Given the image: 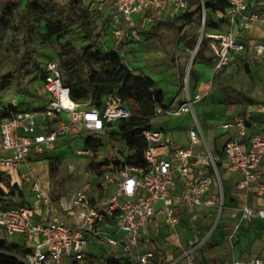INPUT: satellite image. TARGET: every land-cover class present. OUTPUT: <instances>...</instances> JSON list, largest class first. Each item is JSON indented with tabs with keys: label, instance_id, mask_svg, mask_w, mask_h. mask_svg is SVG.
Wrapping results in <instances>:
<instances>
[{
	"label": "built area",
	"instance_id": "obj_1",
	"mask_svg": "<svg viewBox=\"0 0 264 264\" xmlns=\"http://www.w3.org/2000/svg\"><path fill=\"white\" fill-rule=\"evenodd\" d=\"M226 13L231 26L235 29L226 32L208 30L211 18L208 16L206 0H197L200 28L193 47L190 49L192 63L202 42L206 40L215 58V71L225 66L237 64L249 55H264V39L252 41L247 39L245 31L260 24L264 28V8H259V0H225ZM108 8L109 26L114 40L113 49L120 52L130 41L141 37V28L147 23L165 17L176 19L190 9V0H103ZM194 20H191L193 23ZM184 30L181 31L178 45L183 46ZM190 64V63H189ZM44 91L48 99L44 106L19 111L18 102L0 101V172L20 176L30 180L32 190L39 203L47 209L39 216L35 204H16L8 195L0 198V231L9 237L18 236L17 240L24 246L26 253L20 259L24 264H74L89 262L88 254L91 237L96 236L107 241L113 253L121 250L131 264H154L155 252L139 251V238L155 218V205L163 203L160 211L165 213L169 222H179L172 205L171 191L176 187L175 174L189 177L194 172L193 165L209 164L213 173L203 171L190 178L186 183V203L192 208L202 204L213 205L214 200L204 201L205 193L212 185L220 191L217 204L219 217L224 208V186L218 169L221 161L243 175L237 188L246 189L256 184L264 191V129L249 138L245 146L248 118H238L221 125L223 129L233 128L235 135L217 152L207 144L200 119L196 115L195 103L201 95L187 94L184 100H171L158 104L153 116L166 118L190 114L194 128L189 131L191 143L202 144L203 150L194 152L191 148L174 146L167 139L162 128L147 127L141 135L147 142L143 165H125L117 174L106 173L100 181L105 191L113 187L109 197L99 203H93L84 190L78 191L70 204L71 213L77 214L79 221L69 223L53 215L54 203L34 177L30 162L32 154H43L55 149L58 142L65 139L104 134L125 119L135 114L118 93H109L100 101L91 105L78 102L80 107H66L65 100L70 97L60 63L57 59L48 61L43 67ZM206 94L208 91L205 92ZM72 99V98H71ZM84 153L95 154L90 148ZM193 160V162L190 161ZM25 169L19 174V169ZM14 197V196H13ZM245 218L251 221L255 216L264 218V209H254L246 205L243 208ZM113 221L114 233L105 235L100 225ZM216 226V225H215ZM214 226V227H215ZM214 229V228H213ZM201 237L194 242L181 257H190L210 236ZM0 238H4L0 235ZM6 238V237H5ZM22 241V242H20ZM178 264V259L163 263ZM219 264H264V257L254 254L247 261L233 260Z\"/></svg>",
	"mask_w": 264,
	"mask_h": 264
},
{
	"label": "rangeland",
	"instance_id": "obj_2",
	"mask_svg": "<svg viewBox=\"0 0 264 264\" xmlns=\"http://www.w3.org/2000/svg\"><path fill=\"white\" fill-rule=\"evenodd\" d=\"M69 1L58 0L61 5L67 4ZM190 2V7L196 14L198 11L197 0H190ZM82 3L92 12V27L94 39L97 41L96 45L113 48L114 40L109 26V11L103 0H83ZM20 8L19 3L16 2L9 5L6 8L7 11H3V15L8 20V27L0 30V101L8 103L12 98H15L18 102V110L26 111L44 106L47 102L49 95L43 88L44 73L42 70L45 64L52 59H59V53L66 42L69 43V47L74 48V51L66 55V58L76 57L89 44V39L85 37V31L75 25L66 37L61 39L53 37L51 40L43 42L41 33L45 31L44 24L31 22L27 28L18 25L17 12L21 11ZM187 20L188 17H184L173 22H163L153 33L150 31L149 40L142 41L139 46H130L124 51L120 49L124 63L130 67L132 72L135 71V75L142 72L144 75L152 77L159 86L165 87L160 93L161 104L171 97L173 100L176 97L183 98L185 87L193 96L198 92L201 97L195 103V111L205 133L208 131L213 133V127L218 121L233 117V114L229 113L231 109L235 110L239 116H247V111L252 109L253 119L261 127L264 124V59L262 58L247 59L242 63L229 65L218 72L215 71L210 51L203 45L204 51L196 54L189 66L187 62L181 63L184 71L181 73L180 80L182 82L178 92H175L178 64L174 56V41L177 34L188 24ZM212 20L213 24H217L223 20V16L216 13ZM13 25H18L19 28L16 29ZM199 28L200 18L195 16L194 24L187 28V34H198ZM191 40L192 37L190 42ZM188 55L190 58V54ZM79 68H82V75L86 76L87 68L83 61ZM63 72L66 82L74 81L75 78L69 76L65 69ZM209 85L212 88L208 89L210 91L206 94ZM225 94L228 96L226 99L224 98ZM243 94L252 97L254 102L247 100ZM213 95H220V99H217L211 108H206L205 101ZM83 103L95 105L93 94L89 93ZM126 104L143 126L156 127L160 123L170 124L171 121L178 120L173 117L153 116L155 108L152 114L143 115L139 103L133 99H129ZM256 107L259 110L253 109ZM250 125L254 127V124ZM192 126L193 123L186 119L177 128L188 129ZM119 127L120 125L117 124V128ZM89 137L100 140L101 146L97 151L91 149L95 154L82 151L86 149L85 141ZM132 153L133 151L128 148L121 133L88 134L58 142L55 149L48 150L43 154H32L30 168L37 182L52 199L54 207L64 212L66 211L65 206L80 190L86 191L94 204L109 197L114 188L110 187L104 191L100 186L102 177L108 172L117 174L125 165H130L126 163V158ZM50 163L56 166L54 172L49 169ZM22 190L24 199L33 202L35 197L29 180L22 185ZM21 198L20 196L19 199ZM0 235L6 237L8 241L17 242L22 239L18 236L9 237L1 231ZM153 244L155 247H159L157 242L154 241ZM105 245L104 248H99L103 252L96 254L97 246L90 243L88 254L98 257L92 258L87 263L78 262L77 264H105L104 258L107 257L106 254L109 251V245ZM189 247L190 245L186 244L185 250ZM3 254H10L22 259L16 252L0 251V263H2ZM103 255L106 256L103 257Z\"/></svg>",
	"mask_w": 264,
	"mask_h": 264
},
{
	"label": "crops",
	"instance_id": "obj_3",
	"mask_svg": "<svg viewBox=\"0 0 264 264\" xmlns=\"http://www.w3.org/2000/svg\"><path fill=\"white\" fill-rule=\"evenodd\" d=\"M58 1V0H57ZM16 2L20 5V10L22 11L25 8L27 0H0V15L3 11H7V7L9 5L15 4ZM12 3V4H11ZM257 6L259 8H264V0H259L257 2ZM188 13H193V10L188 9L185 13H183L180 17L176 19L170 18H163L161 20L147 23L141 28V37L138 40L130 41L124 47L125 49L130 48V46H139L142 41L150 39V31L151 33L154 32L156 28L160 26L163 22H173L177 19H181L184 17H188V24L185 25L184 36H183V46L178 45V39L180 33L177 34L175 41H174V56L176 58L178 67H176V89L175 92H178L179 86L181 84V73H183V69L181 63L187 62L189 66L190 60L189 55L190 49L193 47L195 39L197 37V33L195 34H187V28L189 25H193L191 20H194V13L192 16H187ZM216 13L214 14V16ZM217 15H222L223 20L219 23H214L208 27L210 31H217V32H226L232 29H235L236 26H231L226 17L221 12H217ZM211 22H213L212 17ZM223 22V24H222ZM209 23V24H210ZM182 28V30L184 29ZM181 30V31H182ZM246 37L252 41H262L264 39V28L260 24L254 25L250 30L245 31ZM192 40L190 42V39ZM206 43V40H205ZM206 48L210 51V55L214 60V68H215V58L210 50L208 44L206 43ZM254 58H262L264 59V55L262 56H254L249 55L245 57L239 63L244 62L245 60L249 59L252 60ZM233 65V64H232ZM226 67L218 70V72L224 70ZM179 71V73H178ZM135 74V71L133 72ZM143 74L140 72L141 75ZM150 77V76H149ZM152 78V77H151ZM158 88L164 90L163 88L157 84ZM212 86H207L208 89H211ZM210 91V90H209ZM208 91V93H209ZM184 97L179 99L176 97L177 100L181 101L184 100L189 93L186 87L183 89ZM198 92L195 93V95ZM218 96V98H216ZM215 98V99H214ZM226 99V94L224 95ZM173 97L169 100L171 101ZM220 99V95H213L209 97L207 101H205L206 108H211L214 106V102ZM167 100L165 103H168ZM7 103V102H6ZM254 110H259L253 108ZM252 109L248 112V115L239 116L235 113V110H229V113L233 114V117L218 121V123L213 127V133L208 131L204 135L207 141L208 146L213 151H219L224 144L234 138L235 130L233 128L230 129H223L221 125L227 122H232L238 118H248L247 121V136L244 138L245 146H249V138L264 129V124L260 127L259 124L254 121L252 115ZM172 118V117H171ZM173 118H178L177 121H171L170 124L160 123L157 128H162L165 132L167 139L171 142L174 146L184 147V148H191L194 152H198L204 149L202 144H192L189 138V131L194 128V121L193 117L190 114H185L181 116H176ZM189 119L193 126L189 127L188 129L184 128H177L178 125ZM180 121V123H179ZM201 122V121H200ZM202 124V123H201ZM250 124H254L250 125ZM203 127V126H202ZM118 130L117 127L112 128L110 131H107L111 134L112 131ZM106 132V133H107ZM0 144H1V136H0ZM193 162L192 159H190ZM194 172L189 177H182L179 174H175V179L177 185L171 191V199H172V207L174 209L175 214L179 217V222L172 225L169 222V219L165 213H162L160 209L163 206V203L159 202L155 205V218L152 223L149 224L148 228L141 233L139 238V251L145 252L148 250H153L155 252L154 257V264H163L174 259H178V264H219L220 262H232L233 260H240V261H247L250 257L254 254H258L264 257V218L260 216H255L251 221H248L245 218V214L243 211L244 206L249 205L252 206L254 209H264V191L260 189V187L256 184H252L246 189H239L237 188V183L242 179L243 175L240 171L233 169L228 162L221 161L218 164V169L222 178L223 186H224V208L219 217V212L217 208V202L220 197V191L216 187V185H212L211 188L205 193L203 200H214L216 203L213 205L202 204L199 206H195L190 208L186 203V183L187 180L199 175L203 171H209L213 173V168L209 164L203 165H193ZM25 169L20 168L19 174H23ZM8 180L10 185L17 184L19 189L22 190V185L26 183L28 180H22V178L14 175H10L6 172H0V186L6 191L7 193L10 191V186L6 184L5 181L1 179ZM30 181V180H29ZM31 190H32V183ZM23 191V190H22ZM16 195L14 196L9 193L8 197L13 198L14 202H19L22 200L19 199L20 194L19 191L16 190ZM32 193L34 194L33 190ZM34 201L25 203L35 204L37 208V214L42 216L46 214L47 209L44 204L41 202L39 203L34 195ZM102 201V200H101ZM99 203V202H97ZM70 203H68L65 208L66 211L58 210L57 207H54L53 215L60 220L69 223H77L79 218L77 214L71 213L69 210ZM216 225V226H215ZM215 226V227H214ZM100 230L105 233V235H109L114 233L113 236L120 237V234H115L116 232V225L113 221H107L100 225ZM214 228V229H213ZM211 232L210 236L207 238L206 242L196 251H193L190 257L193 259V262H190L187 257H181L183 252L185 251L186 244L190 246L196 242L201 237H205ZM105 238L101 239L99 237L93 236L91 237V244L97 246L96 254H100L103 251L99 248H104L108 244ZM157 242L159 247H155L153 242ZM209 241V242H208ZM208 242V243H207ZM109 245V244H108ZM153 248V249H152ZM105 257V264L107 258L114 257L117 259H126L124 254L121 250H118L117 253H113L110 246L109 251ZM106 255H103L106 256ZM98 257L96 255H92V258ZM130 263V262H129ZM77 264V263H74ZM131 264V263H130Z\"/></svg>",
	"mask_w": 264,
	"mask_h": 264
},
{
	"label": "trees",
	"instance_id": "obj_4",
	"mask_svg": "<svg viewBox=\"0 0 264 264\" xmlns=\"http://www.w3.org/2000/svg\"><path fill=\"white\" fill-rule=\"evenodd\" d=\"M82 1L70 0L67 4L61 5L57 0H27L25 8L17 12L18 25L27 28L31 22L44 24L45 31L41 33L43 42H47L53 37H57V39L64 38L73 26H80L85 31V37L89 39V44L83 49L82 53L74 58L67 59L66 55L74 51V48L69 47V43L66 42L59 53V59H57L62 71L65 69L69 76L75 78L72 82L67 81L70 86L71 98L83 102L88 94L92 93L93 100L97 104L106 94L118 93L124 100L133 99L137 101L143 115L152 114L157 103L161 104V89L158 88L153 78L144 74L135 75L130 67L124 63L119 51L110 47L106 48L104 45H96L97 41L94 39V29L92 27V12ZM206 5L209 17L214 16L217 12H221L223 15L226 13L227 2L225 0H206ZM192 15L193 13H188L187 16ZM212 24L211 22L209 26ZM18 25L13 26L18 29ZM7 27V17L2 13L0 15V30ZM203 45L206 47L205 41L199 47L197 55L204 51L205 47H202ZM82 61L87 68L86 76L82 75V68H79ZM9 75L11 76V74ZM243 96L250 102H254L252 97L244 94ZM226 98H228L227 94ZM119 125L118 130L112 132L123 134L128 148L133 151L131 155L127 156L126 163L143 165L147 142L141 133L149 126L141 125L136 116L121 121ZM85 144L86 149L90 148L93 151H97L101 146L100 140L94 137L86 139ZM49 169L54 172L56 166L50 163ZM1 179L10 186V191L7 193L0 186V198L9 195V193L17 196L15 191L18 190L22 200L16 202V204H24L26 202L24 193L18 185H10V182L4 177H1ZM0 251L16 252L20 256L26 253L21 243L8 241L6 238H0ZM2 257V263L0 264H24L19 258L10 254H3ZM106 264L130 263L127 259L109 257Z\"/></svg>",
	"mask_w": 264,
	"mask_h": 264
},
{
	"label": "bare ground",
	"instance_id": "obj_5",
	"mask_svg": "<svg viewBox=\"0 0 264 264\" xmlns=\"http://www.w3.org/2000/svg\"><path fill=\"white\" fill-rule=\"evenodd\" d=\"M65 103H66V107H70V108H77L79 107V103H77L76 101H74L73 99H71L70 97H68L66 100H65Z\"/></svg>",
	"mask_w": 264,
	"mask_h": 264
}]
</instances>
